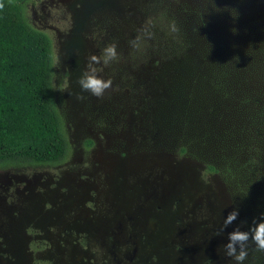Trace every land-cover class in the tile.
Masks as SVG:
<instances>
[{
  "label": "rangeland",
  "instance_id": "rangeland-1",
  "mask_svg": "<svg viewBox=\"0 0 264 264\" xmlns=\"http://www.w3.org/2000/svg\"><path fill=\"white\" fill-rule=\"evenodd\" d=\"M25 8L53 41L70 152L0 167V264H234L227 232L264 213V0ZM112 41L120 58L98 65L112 80L98 98L78 77ZM246 246L244 264H264Z\"/></svg>",
  "mask_w": 264,
  "mask_h": 264
},
{
  "label": "trees",
  "instance_id": "trees-1",
  "mask_svg": "<svg viewBox=\"0 0 264 264\" xmlns=\"http://www.w3.org/2000/svg\"><path fill=\"white\" fill-rule=\"evenodd\" d=\"M53 77L51 36L30 22L25 0H0V167L68 157Z\"/></svg>",
  "mask_w": 264,
  "mask_h": 264
},
{
  "label": "clouds",
  "instance_id": "clouds-1",
  "mask_svg": "<svg viewBox=\"0 0 264 264\" xmlns=\"http://www.w3.org/2000/svg\"><path fill=\"white\" fill-rule=\"evenodd\" d=\"M151 22H149V26ZM168 30L171 33L179 31V24L173 18L169 21ZM147 37H151L152 33L147 29L144 30ZM134 46H136L134 44ZM119 52L115 41L109 42L103 46L100 55H91L86 61L84 69L78 77L80 88L95 97L103 96L105 90L112 86L110 77L100 75L101 68L98 65L108 66L119 60ZM239 214L238 208H232L223 220L222 228H226ZM226 242L223 244V254L230 257L234 264H244L248 255L247 241L251 238L256 248L264 250V213H260L258 217L253 218V222L247 229L238 226L233 227L226 234Z\"/></svg>",
  "mask_w": 264,
  "mask_h": 264
}]
</instances>
